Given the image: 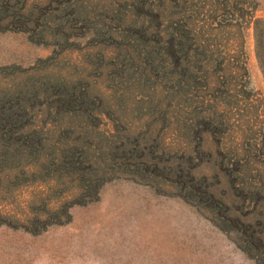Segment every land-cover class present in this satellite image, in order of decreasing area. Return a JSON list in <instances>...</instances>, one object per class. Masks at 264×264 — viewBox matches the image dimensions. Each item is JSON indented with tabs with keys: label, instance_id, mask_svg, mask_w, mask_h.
<instances>
[{
	"label": "rangeland",
	"instance_id": "374dc122",
	"mask_svg": "<svg viewBox=\"0 0 264 264\" xmlns=\"http://www.w3.org/2000/svg\"><path fill=\"white\" fill-rule=\"evenodd\" d=\"M0 264H264V0H0Z\"/></svg>",
	"mask_w": 264,
	"mask_h": 264
}]
</instances>
